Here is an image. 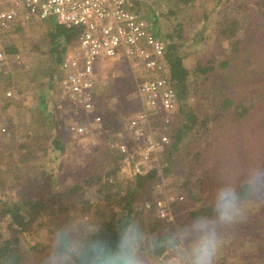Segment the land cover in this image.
Here are the masks:
<instances>
[{"label":"rangeland","instance_id":"rangeland-1","mask_svg":"<svg viewBox=\"0 0 264 264\" xmlns=\"http://www.w3.org/2000/svg\"><path fill=\"white\" fill-rule=\"evenodd\" d=\"M144 7L154 32L186 42L181 54L190 74L186 100H180L173 122L166 128L154 124L172 136L173 143L175 128L184 131L188 126L175 149L173 173H165L167 163L160 153L161 173L156 170L152 191L144 188L134 199L145 239L166 228L162 236L171 234L174 245L161 256L146 251L140 262L190 264L194 226L203 224L216 235L213 264H264V0H195L188 6L181 0H146ZM56 24L49 19L2 34L7 49L16 50L9 53L19 59L10 60L0 72V96L11 91L14 100L9 107L6 102L0 106V126L9 132H0V235L8 237L12 229L8 207L35 201L37 194L49 206L40 217H32L34 223L26 229V243L42 250L30 251L26 264H66L111 210L120 213L121 196L135 186L137 175L111 140L122 134L131 143H142L125 130L141 102L131 66L121 55L98 61L97 104L107 133L76 138L67 134L69 119L80 121L83 112L59 113L61 131L58 124L50 126L53 117L45 121L42 112L51 105L52 94L58 99L54 72L67 45L60 40L56 48ZM233 46H238L236 52ZM52 138L59 139L58 153L50 154ZM52 161L57 170L49 168ZM226 198L235 202L232 221L222 218L220 205ZM159 203L170 206L171 216L158 217ZM58 204L55 216L50 208ZM23 212L15 219L21 221ZM62 235L70 245L67 250Z\"/></svg>","mask_w":264,"mask_h":264},{"label":"built area","instance_id":"built-area-1","mask_svg":"<svg viewBox=\"0 0 264 264\" xmlns=\"http://www.w3.org/2000/svg\"><path fill=\"white\" fill-rule=\"evenodd\" d=\"M145 3L146 0H0V72L10 65V60L19 59V55L7 51L3 32L49 19L80 31L54 72L60 88L57 106L61 113L65 116H77L81 110L85 113L82 120L64 127L74 138L103 136L106 132L103 116L93 115L98 61L120 55L127 60L141 102L128 130L142 143H131L122 134H114L111 147L133 167L137 176L148 175L152 169L161 173L159 155L172 142L171 136L155 129L154 124L169 126L180 102L168 74L167 45L153 31ZM11 97V91L0 96V106ZM0 132L9 136L6 127L0 126ZM169 211L170 206L158 204V217L168 218Z\"/></svg>","mask_w":264,"mask_h":264},{"label":"trees","instance_id":"trees-1","mask_svg":"<svg viewBox=\"0 0 264 264\" xmlns=\"http://www.w3.org/2000/svg\"><path fill=\"white\" fill-rule=\"evenodd\" d=\"M181 1L187 6L195 2V0H181ZM150 15L152 19H154L151 10H150ZM154 21H156V19L152 20V23ZM79 33L80 31L77 29L66 28L56 24L52 36L54 39V43H56L57 45L56 48L61 47L60 40H63V43L67 44L64 48V50H66L69 44H71L76 39ZM156 34L159 37H161L167 45L165 59L168 65V74L170 77L171 84L177 90L179 99L186 100L185 88L189 84L190 73L187 67L185 66L183 57H181L180 54L178 53V49L186 42L179 44L175 39L176 36H174L173 34L166 33L162 35L159 32H157ZM179 38H180V33H179ZM182 39L183 41L185 40V38ZM237 49L238 46H233L232 51L236 52ZM7 51L16 53V50H14V48L7 49ZM57 62L60 64L62 62V59L58 58ZM54 94H52L53 97L50 98L51 105H48V107H46L48 109L47 112H42V113L45 117V121L47 122L52 121L51 118L53 117L54 122L53 121L50 122V126H52L53 124H58L60 130V127L63 125L62 123L63 120L60 116H57L59 115V113H61V110L57 106V101L54 97ZM11 100L12 99L5 101L6 103L4 102L5 103L4 105H6L5 107H9L13 104L14 100L12 101ZM48 129L51 130L50 128ZM186 129H188V126H184V131L175 128V133H176V135L174 136L175 142L174 143L172 142L173 144L171 143L170 145L166 146L164 149L163 163H167V167L164 168L165 169L164 171L167 174V176H170L173 173L172 165L175 156L174 155L175 149L179 144V140L182 139V137L186 133L185 132L187 131ZM35 133L36 132H31V135H34ZM39 135L40 134H36L35 137ZM51 141H52L51 143L49 141H46L50 143V147L52 148L50 154H54L56 152L58 153L61 148L59 139L52 138ZM25 152H27L26 154L27 156L30 155V151L27 146ZM47 165H49V163ZM46 167L48 168V166ZM50 167L51 169L54 170L58 169L55 163H53V161L49 165V168ZM156 175H157L156 169H152L147 176H137L135 186L131 188L126 195L121 196L122 200H120L119 202L120 213L116 212L115 210H111L109 218L104 223L101 222V225L97 230L96 234L87 243H85L81 249L72 252L70 257L66 259L67 262L66 264H80V255L84 251H86L90 242L98 239H102L111 243L114 246L115 242L121 236L124 235H127L128 237L138 236V239L136 240V246H137L136 254L138 255L139 258L143 257V253H146V251H151L155 255L161 256L167 250L171 249V247L174 245L172 243L173 241L171 240L172 238L171 234L162 236L164 234L163 229L166 228H162L158 232V235L156 234L157 236L149 239H145L144 227L142 225L138 226V223H142V220L139 218L140 215L139 217L136 216V212L134 211V199L136 195H138L137 193L144 188H146V191L151 192L152 189L150 188L149 190V186H152L153 188V182L156 179ZM174 177L175 174L172 175L170 179ZM107 185H103L100 187L101 189L103 187L106 190ZM109 200L111 199L108 198L107 201ZM59 205L60 204L50 208L55 216H58L57 214L59 213V210L57 206ZM8 208L10 209L9 212L7 213V216L8 219L10 220L9 222L12 229L8 237H4L0 235V264H26L25 261L30 259L31 256L30 251L33 250V251L41 252L42 250H40V246L37 244L35 246H33L31 243L27 244L24 235L26 234L28 228L30 229V227L34 223L32 217L35 216L40 217L41 215H43L44 210H49V206H45L43 201H39L37 194V198L35 199V201L34 200L23 201L21 202V205L18 207L13 206ZM110 208H113V206ZM21 212H23V215L20 216L22 217V220L19 221L18 219H15V217H17V215H20ZM14 215L16 216L14 217ZM137 217L138 219L136 220ZM158 225H160L159 222L157 223V226ZM156 229L157 228L151 229V235H153L152 232L154 233ZM61 238L63 240H66L63 235ZM24 247H27V250H25Z\"/></svg>","mask_w":264,"mask_h":264},{"label":"clouds","instance_id":"clouds-1","mask_svg":"<svg viewBox=\"0 0 264 264\" xmlns=\"http://www.w3.org/2000/svg\"><path fill=\"white\" fill-rule=\"evenodd\" d=\"M220 207L223 210L222 218L232 221L235 213V202L231 198L223 200ZM197 233L196 243L192 247L190 264H213L217 254V242L214 231H208L207 226H194ZM202 233L203 235H200ZM136 237L121 236L113 246L111 243L98 239L89 243L86 251L80 255V264H141L136 254ZM65 250L70 248L69 243L62 239Z\"/></svg>","mask_w":264,"mask_h":264},{"label":"crops","instance_id":"crops-1","mask_svg":"<svg viewBox=\"0 0 264 264\" xmlns=\"http://www.w3.org/2000/svg\"><path fill=\"white\" fill-rule=\"evenodd\" d=\"M36 22H39V21H36ZM41 22V21H40ZM34 23V22H33ZM32 24V23H31ZM76 40V39H75ZM75 40L71 43V44H69V46L67 47V49L66 50H64V55H65V53H66V51L68 50V48L69 47H71L73 44H74V42H75ZM182 48H183V46H181L179 49H178V53H180V56L182 57V54H181V50H182ZM64 57V56H63ZM62 59V58H61ZM102 62H98L97 64H96V67H95V70H96V75L98 74V71L99 70H101V68H102V66L100 65ZM97 79H98V75H97ZM96 87H97V92H96V97H95V101H96V109H95V111H94V113H93V115H101L100 113H99V104H97V101H98V92H100L99 91V84H98V81L96 82ZM59 94H60V92H59ZM71 109H75V107L74 106H72V108ZM78 112H83L82 110L81 111H78ZM84 113V112H83ZM71 117H74V116H71ZM68 118H70V117H68ZM67 118V119H68ZM104 118V117H103ZM77 119V118H76ZM130 120L131 119H129L128 120V122H130ZM77 122H79V120L77 119V120H75V119H69V123H77ZM127 123V122H126ZM129 125V124H128ZM126 131L128 130V129H125Z\"/></svg>","mask_w":264,"mask_h":264}]
</instances>
